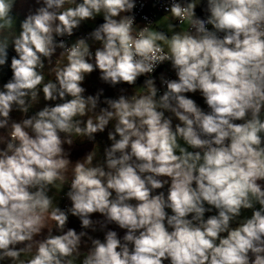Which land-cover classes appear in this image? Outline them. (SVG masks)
<instances>
[{
    "label": "clouds",
    "instance_id": "1",
    "mask_svg": "<svg viewBox=\"0 0 264 264\" xmlns=\"http://www.w3.org/2000/svg\"><path fill=\"white\" fill-rule=\"evenodd\" d=\"M137 2L35 0L17 29V0H0V66L15 53L0 86V264H264V0H204L203 19L201 0H166L163 29L136 25ZM164 62L176 79L158 94ZM93 71L111 87L145 76V91L85 96ZM106 128L102 159L70 161L65 145ZM65 185L61 209L49 191ZM97 224L102 240L85 231Z\"/></svg>",
    "mask_w": 264,
    "mask_h": 264
},
{
    "label": "crops",
    "instance_id": "2",
    "mask_svg": "<svg viewBox=\"0 0 264 264\" xmlns=\"http://www.w3.org/2000/svg\"><path fill=\"white\" fill-rule=\"evenodd\" d=\"M204 3V0H201V4L198 5L194 11L196 12V9L200 7ZM38 5L35 4V0H17L16 5L13 8V16L16 17V27L17 29L19 28V21L22 20L25 16V14L29 11V9L34 10L35 7ZM166 13H160L156 16L153 22V29L159 27V28H166V24L169 22L168 17L165 16ZM102 17H97L95 20L92 21H85L83 22L80 27L77 30H74V40L78 37L79 34L83 32L89 33L92 31L99 23H102ZM210 28V26H209ZM13 32L16 31L15 29V21L13 22ZM177 30H184L186 31V24L183 23L179 25V29ZM90 45V50L94 51L95 47H98L97 44H92V42L89 40L88 41ZM8 52V61H6V64L4 66H0V86L3 85L10 77H11V71L8 68V63H10V58L15 55V53L12 51L11 46L7 49ZM59 50H57V53ZM171 69L170 64L166 63L164 66L159 68L152 76L155 82V86L157 85L158 80L162 75L165 74V72ZM45 79L51 78L49 76V73L47 69H45L44 72ZM146 78V77H144ZM143 86V81L138 80L135 82L134 85H127V84H118L114 87H109L105 83H103L99 78H98V72L93 71L91 74L86 75L84 82L82 83V87L85 88V93L84 95H95L96 92L100 89H103V95L101 96V100H103L105 97L107 98H116L120 94L124 95H131L134 93V91L137 89L138 93H143L145 90L143 88H140ZM120 89H124V92L121 93ZM185 95L189 96L192 98L198 106L202 107V102L203 99L199 95V93H186ZM46 102L41 99V101L37 105H33V108L30 109L29 113L27 115H31L34 111L39 110V108L43 107ZM51 103V102H47ZM98 107H105L104 104H99ZM165 115H169V113H165ZM22 114L18 111H13L10 113L11 120L19 121L21 119ZM176 121L174 120L173 123ZM109 128L111 127V123L108 126ZM108 128L105 129L104 133H97L95 135V141H88L87 139L80 140L76 139L74 140L73 144L69 147L68 145H65V149L70 152L69 159L70 161H76L77 159L82 158L85 154L88 152L92 151L95 153V158L93 163H95L97 160L103 158V149L110 144V142L107 140V133ZM3 129H0V133H3ZM95 143V147L93 148ZM2 147V146H0ZM66 175L70 178L71 176V167H69V171L66 173ZM67 185H65L62 189L60 187H56L55 189H50L49 195H55V201L57 203V206L60 207L61 209H65L64 207L70 206V202L67 201V198L64 196V192H66ZM160 191V190H157ZM58 193V194H57ZM256 207H259L258 205ZM214 214V213H213ZM209 215V213H205V216ZM251 215V210H242V216H250ZM91 219L94 221H102V217L98 213H93L91 214ZM66 227L68 228H73L77 232L81 231L80 225H79V220L76 217L69 216L68 222ZM96 231H91L85 230L88 232V235L92 236L93 238H100L101 240L103 239V231L100 230L99 224L96 225ZM107 229H113L116 230L118 233V236L123 235V230L118 229L114 224H109L106 226L105 230ZM82 250H86L83 249ZM167 264V262H165Z\"/></svg>",
    "mask_w": 264,
    "mask_h": 264
},
{
    "label": "built area",
    "instance_id": "3",
    "mask_svg": "<svg viewBox=\"0 0 264 264\" xmlns=\"http://www.w3.org/2000/svg\"><path fill=\"white\" fill-rule=\"evenodd\" d=\"M165 3H166V0H138L137 7L133 10L134 15H135L136 25H138L139 27H143V26H145V24H153L154 19L156 18V16L158 14L165 13L163 11V5ZM195 15L201 19L204 18V16H200L196 12H195ZM184 23L186 24V30H187V28H188L187 21H185ZM86 35H87V32H83V33L79 34L78 37H86ZM74 36H75V34L73 33V35L71 37H60L57 39H65L67 43H71L74 41ZM166 63H168V62H164V63L160 64L158 67H156V69L153 71V73L151 75H153L159 68L164 66ZM162 76L165 79H176L174 70H172V69H168L165 72V74ZM142 77H145V76H142ZM106 85L109 86L108 84H106ZM109 87H111V86H109ZM156 87L159 90L158 94H162L163 89H162L161 84H160V79L158 80ZM201 108H202V110L207 111V106L204 104V102H202ZM239 122L240 121H237L236 123H239ZM67 189H68V185H67Z\"/></svg>",
    "mask_w": 264,
    "mask_h": 264
},
{
    "label": "trees",
    "instance_id": "4",
    "mask_svg": "<svg viewBox=\"0 0 264 264\" xmlns=\"http://www.w3.org/2000/svg\"><path fill=\"white\" fill-rule=\"evenodd\" d=\"M203 7H204V3L200 6V7H198L197 9H196V13L198 14V15H200V16H205L206 15V13L204 12V11H202V9H203ZM144 77H139L138 78V80H141V81H144Z\"/></svg>",
    "mask_w": 264,
    "mask_h": 264
}]
</instances>
